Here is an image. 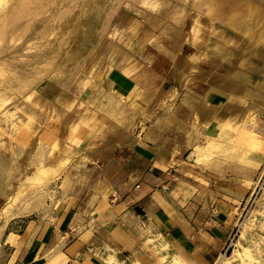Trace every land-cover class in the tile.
<instances>
[{
	"label": "crops",
	"instance_id": "0c3cea01",
	"mask_svg": "<svg viewBox=\"0 0 264 264\" xmlns=\"http://www.w3.org/2000/svg\"><path fill=\"white\" fill-rule=\"evenodd\" d=\"M67 4L124 2L4 0L0 10L6 32L9 24L26 25L4 37L26 63L22 99L36 108V150L43 152L38 168L48 172L45 182L66 184L52 193L63 199L48 211L55 215L53 225L37 228L21 264H171L174 257L182 264H217L242 214L247 188L217 156L196 163L185 155L189 149H179V132L149 123L157 113L167 115L163 108L172 93V66L154 63L141 69L135 58L123 65L116 56L111 68H94L95 45L68 65L45 63L39 24L53 14L46 7ZM229 5L212 0L209 9L230 16ZM4 56L3 70L9 72V52ZM185 74L174 72L183 85L188 84ZM203 85L200 120H212L215 89L206 99ZM9 198L0 196V210L12 215L9 220L30 213L23 205L8 207ZM61 232L68 234L67 241L62 242Z\"/></svg>",
	"mask_w": 264,
	"mask_h": 264
},
{
	"label": "rangeland",
	"instance_id": "374dc122",
	"mask_svg": "<svg viewBox=\"0 0 264 264\" xmlns=\"http://www.w3.org/2000/svg\"><path fill=\"white\" fill-rule=\"evenodd\" d=\"M110 1L124 5L46 7L53 14L38 28L43 33L38 44L47 49L45 63L68 65L95 45L94 68H111L117 56L123 65L135 58L141 69L156 63L187 72L182 75L187 85L180 84L173 72L172 93L163 108L167 115L157 113L149 123L179 132V149H189L185 155L194 156L196 163L217 156L248 190L232 244L226 245L217 264L225 257L228 264H264V188L256 194L258 181L264 178V23L254 14L236 18L222 11L213 14L212 0ZM3 3L0 0V10ZM15 25L9 24L7 32L26 26ZM7 32L0 24V196L10 195L8 207L23 205L30 213L9 220L12 215L0 210V264H21L37 228L53 225L55 215L48 211L63 199L52 193L65 190L66 184L45 182L48 172L38 168L43 152L36 150L38 128L32 114L36 108L22 99L26 63L12 53L14 44L4 37ZM7 51L9 72L3 70ZM200 84L206 99L215 89L212 120H200ZM61 234L62 239L57 237L62 242L69 239Z\"/></svg>",
	"mask_w": 264,
	"mask_h": 264
},
{
	"label": "bare ground",
	"instance_id": "6f19581e",
	"mask_svg": "<svg viewBox=\"0 0 264 264\" xmlns=\"http://www.w3.org/2000/svg\"><path fill=\"white\" fill-rule=\"evenodd\" d=\"M230 5L227 7L226 13L230 14V16L233 17H240L243 14H254L256 18L259 20V22L264 23V2H260L259 0H228ZM217 3H219V0H217ZM221 3V2H220ZM221 15V14H220ZM248 16V15H247ZM226 17V16H225ZM255 18V19H256ZM248 19V18H247ZM238 20V19H237ZM253 21V20H252ZM256 21V20H255ZM231 22V21H230ZM241 22V21H239ZM243 22V21H242ZM252 24V23H251ZM244 25V22H243ZM246 25V24H245ZM250 25V24H249ZM253 25V24H252ZM255 25V24H254ZM253 25V26H254ZM231 26V25H230ZM252 26V27H253ZM245 27V26H243ZM247 27V26H246ZM251 27V25H250ZM242 28V27H241ZM254 28V27H253ZM261 28V27H260ZM230 29V28H229ZM243 29V28H242ZM245 30V29H244ZM252 30V29H250ZM246 31V30H245ZM248 31V30H247ZM235 32V31H234ZM255 32V31H254ZM239 34V33H238ZM255 34V33H254ZM252 35V34H251ZM252 37V36H251ZM248 40V39H247ZM252 41V40H251ZM259 41V40H258ZM264 41V40H262ZM261 42V40H260ZM264 68V67H262ZM175 258V257H174ZM173 258V259H174ZM221 258V257H220ZM221 259L219 264H228V258ZM173 263H181L180 259H174Z\"/></svg>",
	"mask_w": 264,
	"mask_h": 264
},
{
	"label": "built area",
	"instance_id": "2783aa9c",
	"mask_svg": "<svg viewBox=\"0 0 264 264\" xmlns=\"http://www.w3.org/2000/svg\"><path fill=\"white\" fill-rule=\"evenodd\" d=\"M257 188V190H256V194L262 189V188H264V178H262L261 180H259L258 181V184H257V186H256ZM235 235V234H234ZM234 235H232L231 236V239L229 240V242H228V247H230V245L232 244V241H233V239H234Z\"/></svg>",
	"mask_w": 264,
	"mask_h": 264
}]
</instances>
